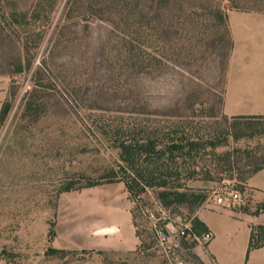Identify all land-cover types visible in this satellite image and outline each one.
I'll list each match as a JSON object with an SVG mask.
<instances>
[{"label":"rangeland","instance_id":"1","mask_svg":"<svg viewBox=\"0 0 264 264\" xmlns=\"http://www.w3.org/2000/svg\"><path fill=\"white\" fill-rule=\"evenodd\" d=\"M175 1L178 5L163 9V42L152 28L126 35L125 28L95 18L85 27L79 10L67 11L69 0L2 1L23 11L25 19L12 26L0 22V264H168L154 247L146 210L160 205L172 217H191L202 225L200 212L224 209L205 202L223 184L238 188L244 200L222 206L235 213L260 210L248 200L242 178L264 160L263 117L237 120L241 137L201 147L192 160L178 159L181 173L194 167L193 178H181L178 184L203 196L195 205H165L156 188L128 191L122 180L127 165L89 122L88 114L97 116L101 108L116 109L130 120L146 112L147 122L168 121L175 113L191 115L195 125L217 121L207 118L210 107L218 108L227 43L212 11L224 13L233 6L264 10V0H208L206 7L204 0ZM126 2L133 9L135 2ZM176 14L193 18L179 25L181 48L174 50L166 39L167 33L174 37L166 20ZM121 34L143 43L145 56L160 55V71L146 70L125 81L128 76L110 77V68L117 66L112 59L120 58ZM135 82L139 101L111 94L116 86ZM188 102L193 110H187ZM91 182L95 184L84 186ZM68 183L73 189L59 191ZM210 216L220 264H240L245 237L239 231L234 237L225 234L219 215ZM200 227L192 229L201 232ZM229 239L233 245L227 250ZM178 253L187 264H218L207 248L193 242L182 241ZM227 256L232 260L225 261Z\"/></svg>","mask_w":264,"mask_h":264},{"label":"trees","instance_id":"2","mask_svg":"<svg viewBox=\"0 0 264 264\" xmlns=\"http://www.w3.org/2000/svg\"><path fill=\"white\" fill-rule=\"evenodd\" d=\"M2 1L4 0H0V22L12 26L25 19V13L23 11L12 10ZM133 1L135 2L133 9L127 7L128 3L126 0H69L66 8L67 11L74 8L79 10L80 14L85 17V22L83 23L85 27L88 25L90 19L95 18L104 21L107 20L118 27L125 28V30H128L127 33H125L126 35H131L134 31L137 32L138 29L140 30L141 28H152L157 32V40L163 42L161 41L164 23L162 17L163 9L165 6L174 7V5H178V2L175 0H146L147 2L142 6L143 0ZM204 4L205 7L209 6L208 0H204ZM230 8L237 9L235 6ZM181 16L183 15L176 14L166 20V24H169L172 28V35L174 36L170 39V33H167L166 39L169 38L167 41L170 40L169 42L174 50L176 48H181L180 38L177 39L176 36L179 34V25L184 22H192L193 18L188 15L185 17ZM212 16L218 20L217 25H221L220 29L223 30L222 34L227 43L225 61L221 68L222 78H224L226 60L231 46L226 27V15L225 12L223 13L219 9H214L212 11ZM127 17H129L128 20L131 19V21H128ZM64 25V23L61 24L55 32V37L53 39L55 44L61 40ZM163 30L165 31V29ZM125 34H121L119 41L120 46L117 50L120 58L112 59L117 66L110 68V77L121 79L120 76H128L124 78L125 81L129 79L131 75H136V77L139 78L140 74L148 73L146 70L160 71L162 64L160 55L148 57L146 53L145 56L143 54L145 50L144 44L132 39L124 40ZM216 40L221 42L222 36H217ZM172 54L174 57L178 56L176 52H172ZM107 61H109V58H107ZM127 69L131 72L128 73V75H124ZM134 84L135 85H127V87L116 86L117 88H113L111 94H121L124 99H129L132 102L139 101L140 92L137 91V83L135 82ZM218 95V108L214 109L210 107L209 109L212 114L207 118L209 120L211 118L212 120H217L214 123H210V121L207 120L206 122L202 121L201 124L198 123L195 125L192 119H190L191 115L189 118V115L177 113L171 115L168 121L165 119H156L152 122H147L148 114L146 112H141L142 115H136L135 119L130 120L118 115V110L110 108H101L97 116L89 113L88 119L96 133L110 142L111 147L118 150L119 158L127 165L125 169L123 168L126 177H123L122 180L128 191H142L146 187L156 188L160 190L158 192V197L165 205L188 201H190L192 205H195L201 201L203 196L195 194L188 189H184L182 184H178V180L181 178L183 181L193 178L195 173L194 167H191V164V166H188V169L181 173L183 166L180 165L181 162L178 161V159L183 160L182 158L184 157L192 160L193 152L201 147L208 146L210 148H215L224 143L228 137L232 140L241 137L242 133L239 129L237 130L240 124L237 120H254L262 118L228 117L224 115L221 111L222 89H220ZM186 106L187 110H193L191 102L186 103ZM215 110H217L218 114H216ZM134 112L138 114L139 111ZM250 126V124L247 125V127ZM263 164L264 160L260 163H255L242 180ZM181 174H183V177H180ZM93 184L95 183L91 182L84 186H91ZM71 189H73V186L68 183L62 186L59 191H69ZM258 207L260 210L264 211V196L261 202L258 203ZM191 224L194 228L201 226L198 231L205 230L196 219H192ZM261 245H264V225H256L250 229L247 250Z\"/></svg>","mask_w":264,"mask_h":264},{"label":"crops","instance_id":"3","mask_svg":"<svg viewBox=\"0 0 264 264\" xmlns=\"http://www.w3.org/2000/svg\"><path fill=\"white\" fill-rule=\"evenodd\" d=\"M225 15L231 46L223 78L221 111L228 117H264V10L229 8ZM242 183L248 200L261 202L264 196V164L251 172ZM212 205L224 209L212 213L200 212L198 220L213 235L206 248L218 264L220 260L214 245L215 228L209 222L211 214L219 215V224L225 234L234 237L239 231L245 237L244 258L240 264H264V245L247 250L250 229L264 225V211L252 213L246 209L235 213L226 206ZM125 213V219L130 222L129 212L126 210ZM228 244L227 250L233 241L229 239ZM231 260L232 257L225 258L227 262Z\"/></svg>","mask_w":264,"mask_h":264},{"label":"built area","instance_id":"4","mask_svg":"<svg viewBox=\"0 0 264 264\" xmlns=\"http://www.w3.org/2000/svg\"><path fill=\"white\" fill-rule=\"evenodd\" d=\"M243 200L241 191L232 184H223L214 188L205 197V202L216 205L241 204ZM145 212L154 235V247L168 264H187L178 253L182 241L193 242L206 249L212 240L213 235L209 230L193 231L191 217H172L160 205L156 206L155 211Z\"/></svg>","mask_w":264,"mask_h":264}]
</instances>
